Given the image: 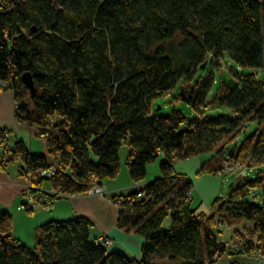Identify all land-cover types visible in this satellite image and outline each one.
I'll use <instances>...</instances> for the list:
<instances>
[{"label": "trees", "instance_id": "obj_1", "mask_svg": "<svg viewBox=\"0 0 264 264\" xmlns=\"http://www.w3.org/2000/svg\"><path fill=\"white\" fill-rule=\"evenodd\" d=\"M226 59L237 68L209 100L217 80L198 73ZM180 83L174 101L199 118L154 110ZM6 91L14 93L17 121L48 145L49 155H38L23 141L10 145L0 130V159L22 163L31 195L54 202L88 194L95 181L117 178L124 146L136 185L148 165L166 160L160 178L112 197L119 228L145 240L140 261L92 243L86 218L45 224L30 249L14 237L5 213L0 264H215L227 254L264 256L262 172L233 185L205 214L189 201L193 181L175 168L200 155L209 156L202 167L213 174L264 166V0H0V92ZM214 105L232 116L206 117L203 109ZM250 123L256 132L238 144ZM51 169L53 177H41ZM254 190L263 191L259 204L249 201ZM241 224L248 244L228 252L224 229L238 238Z\"/></svg>", "mask_w": 264, "mask_h": 264}, {"label": "rangeland", "instance_id": "obj_2", "mask_svg": "<svg viewBox=\"0 0 264 264\" xmlns=\"http://www.w3.org/2000/svg\"><path fill=\"white\" fill-rule=\"evenodd\" d=\"M227 60V59H226ZM229 60V61H228ZM227 61L223 60V64L220 66L219 64H214L216 67L219 66L220 68H213V66H208L205 65V68L202 67L201 72L198 73V77H202L204 73H213L214 77L217 80V83L213 86V92L211 93L209 100L213 97V94L217 93L220 90V87L224 82H229L230 77H229V71L230 70H235L237 68V65L233 63L230 59ZM208 70H207V67ZM206 69V70H205ZM249 71L247 70L246 72H243V74L248 73ZM183 83H180V85L177 86L174 91L170 96H163L159 98L156 103L154 104V110L158 112L159 114L162 115H167L170 114L173 111H183L185 115L188 118H199L198 113L194 112L191 110L187 105L183 103H176L174 101L175 97L180 93V89L182 87ZM16 101V100H15ZM204 115L208 118H214V117H220L224 116L226 117H231L232 116V111L220 107L218 105L214 106H208L207 108L203 109ZM234 118V116L232 117ZM25 128L21 131H14L11 141L14 147L15 144L19 141H24L29 148V150L34 148L32 151L35 154L38 155H43V156H48V145L46 142V139L38 136L36 133V130L30 126H24ZM257 129V126L254 124L250 123L248 124L247 128L243 127V130L245 132L239 137L238 139V144H242L246 138H248L250 135L254 134ZM30 131L32 134L30 135ZM6 134L10 133L7 131ZM4 149V148H3ZM209 156L208 155H200L197 157H194L193 159H186L183 160L182 162H179L176 164L175 168L176 171L180 174H186L189 179L193 181V195L191 197V201H193V207L197 212L200 213H205V214H210L209 207L212 206V204L216 201L218 198H224L229 195L231 190L233 189L232 186L240 184V182L243 181H248L251 180V178L258 177V173L264 174V166L261 168H255L252 171H246L247 168L245 167H235L234 169L231 170V172L228 173H218V174H213L210 171H203V165L205 162L208 160ZM120 159H121V169L119 172V175L115 179L107 180L105 182L106 186L108 188V195L109 197H113L114 194L116 195H124L127 196L128 194L132 193L137 187L138 188H143L145 185L149 183V181H153L155 179H158L161 177V164L166 160L164 156H161L159 159H157L156 162L148 165L147 167V178L144 182L139 184L136 188L134 183L131 180L130 173H129V166H128V153H127V148L124 147L121 150L120 153ZM0 165L1 167H7V163L5 160L0 159ZM229 171V170H228ZM32 186L34 185L32 183V179L28 178ZM30 185V184H29ZM116 187V191H112ZM110 188V189H109ZM91 190L89 191L88 194L86 195H97V194H91ZM105 195V196H106ZM29 196V194L27 195ZM102 196V195H100ZM31 197L34 200V193H32ZM249 201L254 202V203H261L263 201V191H257L254 190L250 197ZM52 202L45 201V198L42 199L41 202H37L34 207H42L44 209H48L50 207V204ZM29 205V201H28ZM116 205V204H115ZM32 206V205H29ZM32 208V207H31ZM118 208V206H117ZM236 230L238 233V238L237 234L235 235V232L233 229L225 228L224 229V235H225V244L226 247L228 248V252H235L241 251L242 247L247 245L248 243H245V239L242 238V233L247 234V230L244 227V224L241 225H236ZM243 239V241H242ZM255 240V239H254ZM110 241V240H109ZM104 247L108 248L109 246L105 245V241L103 242ZM237 255H232V259H238L239 262L244 263L247 261H250L254 263L256 260L261 259L263 264H264V256H259V255H249V254H238ZM229 255L227 254L225 257H221L220 259H215L217 262L215 264H230L229 260H232L231 258H228ZM231 257V256H230ZM157 264H178L177 263H172L169 262L168 260H156Z\"/></svg>", "mask_w": 264, "mask_h": 264}, {"label": "crops", "instance_id": "obj_3", "mask_svg": "<svg viewBox=\"0 0 264 264\" xmlns=\"http://www.w3.org/2000/svg\"><path fill=\"white\" fill-rule=\"evenodd\" d=\"M16 108L14 93L12 91L0 92V130L10 132V145L14 131H21L25 128L24 126H27L21 125L17 121ZM33 147L31 152L34 151ZM124 147L127 148L129 155V148ZM22 166L21 162L12 163L4 168L0 165V215L5 213L11 215L13 235L18 241L28 248L34 249L37 246L38 231L45 224L86 218L93 224L92 243L102 245L101 238H106L112 243L106 248L108 251L120 252L130 260L140 261L142 259L145 240L141 236L127 233L119 228V210L111 197L108 195H73L52 202L48 209L38 206L31 208L27 200L30 180L22 175ZM134 185L135 188L138 186ZM112 191H116V187ZM165 227H170L169 221ZM229 261L230 264H263L261 259L254 263L250 261L241 263L238 259Z\"/></svg>", "mask_w": 264, "mask_h": 264}, {"label": "built area", "instance_id": "obj_4", "mask_svg": "<svg viewBox=\"0 0 264 264\" xmlns=\"http://www.w3.org/2000/svg\"><path fill=\"white\" fill-rule=\"evenodd\" d=\"M6 137H9V134H6ZM232 169H234V167H228L229 171H231ZM55 174H56V172L54 169H51L49 171H42L40 173L41 177H43V176L53 177ZM30 186H32L31 183H30L29 187ZM90 190H91V192H90L91 194H97V195H102V196L106 195L109 192L106 185H99L96 181ZM141 197H142V194L139 195V198H141ZM42 199H44V195L40 192L38 194L34 195V200L31 197V194H29V196H27V200L29 201V205H32L29 207H34L33 205H35L37 202H41ZM190 200H191V196H190L189 201ZM104 241H105V245L111 246V244H112L111 241H109L106 238H101V243L103 246H104V244H103Z\"/></svg>", "mask_w": 264, "mask_h": 264}, {"label": "water", "instance_id": "obj_5", "mask_svg": "<svg viewBox=\"0 0 264 264\" xmlns=\"http://www.w3.org/2000/svg\"><path fill=\"white\" fill-rule=\"evenodd\" d=\"M202 67H204V68H205V65H203ZM31 88H32V89H34L32 84H31Z\"/></svg>", "mask_w": 264, "mask_h": 264}, {"label": "bare ground", "instance_id": "obj_6", "mask_svg": "<svg viewBox=\"0 0 264 264\" xmlns=\"http://www.w3.org/2000/svg\"><path fill=\"white\" fill-rule=\"evenodd\" d=\"M55 170V172L57 173V169H54Z\"/></svg>", "mask_w": 264, "mask_h": 264}]
</instances>
